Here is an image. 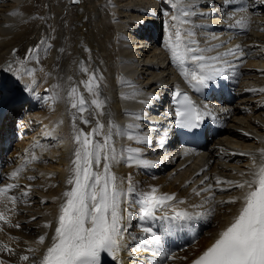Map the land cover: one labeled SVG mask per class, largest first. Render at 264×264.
<instances>
[{
  "label": "bare ground",
  "instance_id": "1",
  "mask_svg": "<svg viewBox=\"0 0 264 264\" xmlns=\"http://www.w3.org/2000/svg\"><path fill=\"white\" fill-rule=\"evenodd\" d=\"M139 1L79 0L74 4L70 0L0 2V74L5 73L3 81L12 83L14 76L20 72L21 65L26 63L31 66L26 68L29 73H26L25 76L36 81L37 72H39L43 85L49 88L48 102L41 94L37 99L38 108L41 106L44 108L42 114L47 116V123L43 127L37 125L39 129L37 133H41V135L26 145L30 147L19 165L16 162L21 159V148L25 144H16L10 154L14 151L20 156L16 160L12 159L13 167L8 166L10 173L5 176L6 181H18L19 179L24 181L32 174L30 168L36 165L35 173L38 175V179L28 183L30 198L21 199L23 202L19 204L21 213L18 216L9 212V216L12 217L11 221L18 217V220L22 222L19 227H11L20 239L14 241V246L19 245V251H22L23 248L24 251L29 250L31 253L29 261H33V264H36L37 257L45 251L46 244L47 246L51 245V238L59 214L60 199L63 197V191L70 187L68 184L66 186L70 167H65V164L66 161L71 163L77 145L74 141L72 144L69 140L67 141L61 130L65 128L63 125L65 120L71 123L73 130L74 115L76 128L83 129L85 132H91L97 121L105 125L104 132H107L109 122H111L114 126L112 129L114 146L117 148L120 143L122 149H119L118 152L124 154L120 162L113 165L112 171L117 177L120 173L126 175L131 173V179L135 185L142 186L143 190L148 189L151 185L154 187L159 185L160 191L176 190L178 195H183L185 192L178 187L194 176L199 169H202L204 164L208 165L207 170L203 171L204 174H208L215 185L217 178L221 181L242 182L251 179L250 170L253 168V157L257 164L264 162L259 151L264 149V92L255 90L253 96H245L240 93V90L245 87L253 86L254 89H258L259 86H262L264 89V75L250 77L244 81L240 89L236 91L237 97L234 103L225 99L222 101L223 104L220 107L231 111V118L223 129L224 133L211 145L212 147L216 146V151H219L216 156L215 150L211 149L208 155L194 158L184 169L178 170L170 180H167L166 177L152 179L159 174L157 166L152 170L151 178L146 177L141 172L140 164L127 160L129 153L126 147L135 148L136 145L142 144L134 140L124 143L127 135L126 128L129 127L125 125V107L136 108L134 113H142L141 105L136 106L135 100L151 102L150 96L153 93L161 92V87L175 78L173 70L167 66L168 63H165L164 67L161 66L165 61L161 54L156 53L155 49L152 51L147 48L145 52H141L136 42H133V38L137 35L130 27L133 19H138L139 22L146 18L143 10L134 7L137 6V3L142 5V1ZM110 2H116L125 8L112 10L109 7ZM13 12L16 14H12ZM150 20L153 21V19ZM247 40L251 41L254 47L253 56L247 62L248 67L264 68V33L255 31ZM50 42L54 47L49 50L47 56L43 49ZM258 59L262 61L258 63ZM140 63L142 65L139 67ZM155 64H159V66ZM85 68L87 71L83 70ZM43 71L48 73L46 79H44ZM93 74L96 77V92L99 99L103 101L102 109H97L95 105L91 104V100L96 97L85 88L84 82L88 81ZM126 80H134L137 82L136 86L127 89L120 87V82ZM73 87L77 88L86 100L84 113H80L78 109L71 106L72 98L68 93ZM123 89H125L124 93H122ZM132 91L135 92L131 93ZM17 108H12V111ZM54 114L58 115V120L52 119ZM6 117L9 118L8 115ZM81 117L88 119L90 123L84 124ZM116 130L123 134H116ZM136 133H142V131ZM96 138L102 141L103 135ZM51 139L54 148L50 150L56 152L53 154L50 153L48 147L45 149ZM56 140L58 142H55ZM131 155L140 160L136 153ZM223 155H225L224 160L222 159ZM45 159H48V164L52 165V169H44L45 166L43 167L42 163ZM147 161L149 162L148 168H151L153 159L149 157ZM17 168L24 170L21 178V172L17 177L11 176V173ZM175 184L177 186H174ZM228 186L226 183L218 185V198L229 200L241 195L240 189L228 191L226 189ZM155 189L157 190V188ZM184 195L188 196L186 193ZM127 199L132 200L131 198ZM133 205V203L128 204L130 208L132 207L130 211L134 216L136 209ZM239 207L240 203H228L223 207L217 204L214 220L217 224H213L210 229H207L197 243L183 253L187 256L185 260L181 257L182 255L177 256L172 264H185L190 257L211 243L216 231L231 221ZM30 217L34 219L25 222ZM48 222L52 225L49 229L46 227ZM132 222L133 217L128 223V228ZM0 225L4 228L8 226V223L0 221ZM47 229L49 230L48 234H43L46 237L45 241L40 243L36 235ZM2 235L8 237L7 233H2ZM127 240L133 241V238L127 236ZM7 242L9 243V241ZM127 247L128 245L125 243L120 252L125 264L128 263L127 256L142 252L140 245L133 247L129 253L126 250ZM0 252L5 254L8 259L20 256L1 246ZM3 254L2 256H4Z\"/></svg>",
  "mask_w": 264,
  "mask_h": 264
},
{
  "label": "snow or ice",
  "instance_id": "2",
  "mask_svg": "<svg viewBox=\"0 0 264 264\" xmlns=\"http://www.w3.org/2000/svg\"><path fill=\"white\" fill-rule=\"evenodd\" d=\"M232 2L233 0H225V3ZM172 7L177 9V14L172 16V20L175 21L172 25L174 31H169L166 47L171 54L172 61L179 68L180 74L193 89L200 91L207 88L209 82L225 76L226 70L233 66L228 57L239 60L241 64L245 61L248 54L239 44L224 52H217L214 56L204 54L212 51V48L194 47L193 45L198 44L192 39L194 32L191 28L184 26L191 23L189 17L195 13L186 11L180 0H174ZM239 10L245 11L244 8ZM249 25L250 19L242 17L229 27L246 30ZM222 46L223 42L214 47ZM83 70L87 71L86 68ZM84 83L87 91L96 97L91 100V104L97 109H102L103 101L99 99L96 92L95 75H91ZM258 91L264 92V89ZM68 95L72 98V108L84 113L86 100L78 89L73 87ZM176 96L178 99L175 102V115L178 127L197 129L204 117L211 115L210 112H202L186 93L177 90ZM81 119L84 124L90 123L88 119L83 117ZM75 120L74 115L73 141L77 147L74 150L72 167L66 180L71 187L62 193L64 199L59 206L52 242L39 264H102V254L117 260L126 242L128 223L133 217L132 211L126 205L129 203L138 205L139 219L147 221L156 219L157 210L169 207L168 202L176 199L175 194L157 196L156 189L153 188L148 193H140V199L129 201L127 198L136 192L131 177L128 178L129 182L125 190L123 179H119L112 171L113 165L119 163L122 158V153H117L113 143L112 129L114 126L109 122L108 130L104 132L105 125L97 121L91 132H85L83 129L76 128ZM116 134L123 133L117 131ZM100 135H103L102 141L96 138ZM129 138L147 140L146 137L131 135ZM139 151V148H128L127 160L148 167V161L136 159L131 155ZM259 151L264 158V149ZM252 163L251 179L242 182L216 179V185L226 183L233 189L241 190L240 196L219 203H240V207L230 223L219 231L214 242L195 258L192 264H264V162L257 164L253 157ZM21 171L22 168H17L11 176L17 177ZM29 179H34V177H29ZM207 179L205 177V180ZM201 183L203 184L204 181ZM15 187H17L16 184L0 187V205L6 207L7 202L15 205L17 198L7 195L9 190ZM211 189L212 185L201 189V191L210 193L206 202L214 200ZM179 203L183 204L184 201L181 200ZM193 207L199 206L193 205ZM201 215L207 214L193 213L171 205V212H164L159 218L179 223L198 219ZM0 221L11 223L3 210H0ZM13 226L19 227V224ZM51 226V223L46 224V227ZM143 232L149 234L148 238L144 239L145 244L154 246L161 244V237L151 227H144ZM45 238L43 235L40 236L39 242L43 243ZM3 248L9 252L12 251L7 245ZM22 259L27 261L29 257L23 256ZM0 264L4 262L0 261Z\"/></svg>",
  "mask_w": 264,
  "mask_h": 264
},
{
  "label": "rangeland",
  "instance_id": "3",
  "mask_svg": "<svg viewBox=\"0 0 264 264\" xmlns=\"http://www.w3.org/2000/svg\"><path fill=\"white\" fill-rule=\"evenodd\" d=\"M41 108H43V106H41ZM44 112V110H42L41 111V113H43ZM8 117H9V119H10V122L13 120V121H15V119H16V112H15V110H13L12 111V113L11 114H8ZM40 137V136H39ZM52 140V139H51ZM51 140H49L48 142V144L45 146V149H47V147H48V149L50 150V149H52V148H54V144H53V142H51ZM55 142H58V140H56ZM18 144H20V143H18ZM29 144V143H28ZM51 146V147H50ZM53 146V147H52ZM51 152L50 153H56V152H53L52 150H50ZM44 167V166H43ZM44 169H52V165H45V167H44ZM132 208V207H131ZM214 224H216V221H215V223Z\"/></svg>",
  "mask_w": 264,
  "mask_h": 264
}]
</instances>
